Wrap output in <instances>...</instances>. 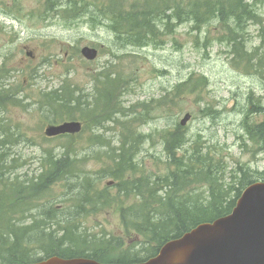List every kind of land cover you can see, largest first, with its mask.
I'll return each mask as SVG.
<instances>
[{
	"label": "rangeland",
	"instance_id": "374dc122",
	"mask_svg": "<svg viewBox=\"0 0 264 264\" xmlns=\"http://www.w3.org/2000/svg\"><path fill=\"white\" fill-rule=\"evenodd\" d=\"M132 1L125 0V6L138 16L149 8L147 0H136L134 5ZM34 2L27 0V8ZM155 2L168 7V0ZM3 3L4 0H0L1 6ZM255 3L264 17V0H255ZM174 4L188 5L189 1L174 0ZM106 17L112 18L110 12ZM148 17L153 18L150 13ZM85 18L75 19L74 11L64 12L58 18L59 25L53 26L38 13L21 15L20 22L0 15V80L6 85L13 82L8 89L1 88L2 92H12L15 98L0 104V145L4 147L0 168L5 175L0 187L2 183L7 187L0 209V224L3 213L7 215L6 219L11 217L12 223L18 220V224H22L24 215L41 200L42 207L47 202L55 205L60 219L69 218L71 215L64 209L74 211L80 199V181L90 177L93 191L108 186L110 195L115 197L107 204L103 202L105 192H102L97 209L78 219L81 225L91 234L125 238L126 247L139 249L140 237L126 232L120 209L139 202L140 197L119 195L113 186V181L118 179L112 173L116 171V161L123 150L128 154L125 160L134 163L137 169L136 173H129L130 177L145 175L152 180L168 177L174 166L170 157L167 158L156 130L168 124L175 126L190 113L192 117L184 126L190 139L187 150H193V143L198 141L197 148L221 161L218 178L222 182L242 188L248 183L244 172L258 177V173L264 171V151L260 146L250 144L245 149L241 146L244 141L243 111L251 105L249 96L253 95L255 103V98L264 96V36L261 24L248 16L238 22L243 27L240 32L244 33L245 48L253 53L243 56L242 62L248 68L235 64L234 54L230 53L232 43L220 28L218 19L203 25L201 30L193 28L192 20L175 21L174 30L170 27L168 32L171 33L160 36L157 44L152 42L143 49L133 43L120 45V49L114 51L104 48L96 60L85 61L80 51L86 43L109 38L89 20L82 22ZM158 21L163 22L161 28H166V20H157V25ZM7 27L18 28L17 35L7 32L4 29ZM232 39L241 42L242 36ZM26 41L29 47L24 51ZM29 52H33L34 57ZM191 75H205L207 86L204 88L201 82L190 83L176 93L167 107L153 110L152 99L169 93ZM63 87L74 90L72 99L76 106L68 112L74 119L83 121L84 130L76 135L45 138L44 129L52 123L53 115L55 122L64 120L57 114L62 109L52 106L46 95L54 89L61 91ZM120 107L122 112L117 116ZM101 109L107 116H103ZM68 112L64 111L63 117ZM250 113L255 121L264 118V112L257 104L252 105ZM101 133L105 137H100ZM50 152L56 157L69 155L72 173L38 189L36 182L41 181L35 179L49 170L45 154ZM189 190L205 197L209 185L201 182ZM51 204H47L44 211L49 210ZM20 207L23 212H11ZM63 226L66 225L56 224L53 228L61 235ZM9 232L6 225L4 235ZM33 235L35 247L37 238ZM38 238L44 240L41 235Z\"/></svg>",
	"mask_w": 264,
	"mask_h": 264
},
{
	"label": "trees",
	"instance_id": "16d2710c",
	"mask_svg": "<svg viewBox=\"0 0 264 264\" xmlns=\"http://www.w3.org/2000/svg\"><path fill=\"white\" fill-rule=\"evenodd\" d=\"M187 1H189L188 5L182 4L181 6L179 4L173 5L174 0H168V30L170 27H173L174 30L175 21L179 23L189 20L194 22L193 28L201 29L203 25L210 23L213 19L221 20L222 15L231 14L238 16V20L246 15L252 21L259 22L264 36V17L251 10L248 3H243L244 0ZM125 21L128 22L129 28L137 27V17L135 18L132 13H129ZM238 35L242 36V41H233L232 38ZM228 40L233 46L232 52L236 61L235 64L248 68L246 63L242 62L243 56H250L253 53L248 52L245 48L244 33L228 34ZM195 82L203 83L204 88L208 83L205 75H191L187 80L177 84L169 93L158 99H152L153 110L167 107L168 103L175 99L177 92ZM73 91L70 87H63L59 91V96V92L55 91L49 93L46 97L52 106L60 107L62 111H68L76 106L73 104ZM78 98L84 103L81 96H78ZM101 110H103V116H107L105 110ZM66 117L74 119L70 112L67 113ZM156 131L161 138L167 158L170 157V162L174 166V168H170L168 177L159 176L154 180L145 175L129 177L127 174L136 173L137 169L134 168V163L125 160L128 155H126V150L119 154V160L116 161V171L112 173V176L119 180L116 185L119 194L140 197L139 202L121 208L123 226L126 232L134 233L142 238L138 244L139 249L134 246L125 249L123 238L91 234L87 229H82L80 223L71 224L69 222L64 223L66 226L61 227V235L58 234V229H52L47 224L37 226L38 230L44 233L46 237V243L44 245L40 244L39 249L27 247V243L19 237L18 229L15 227L11 230L13 234L12 247L10 249L6 248L4 228L0 226V248L4 247L6 253L11 252V260L16 264H28L50 256L63 258L86 257L101 262H138L156 255L165 242L183 235L199 223L229 214L241 193L234 196L232 191L238 190V188L222 182L218 178L221 171L219 169L221 161H216L208 153H204L203 149L197 148L198 141L193 143V150H187L190 139L185 127L180 124L175 126L168 124ZM249 132L256 142L255 144L264 149V125L261 124L259 127L251 128ZM3 150V145H0V157L3 156ZM45 157L48 158L49 170L43 173L39 179L41 182H36L38 189L46 188L50 182L69 177L72 173V159L69 155L56 157L50 152L48 155L45 154ZM203 158H209L215 164L213 173L211 167H209L210 174L206 172L207 166ZM223 176H225V172ZM262 179H264V174H262ZM155 181L156 183L168 184V200L166 196L161 197L159 195L153 198L155 195ZM91 182L92 178L90 177L81 179L80 186H82V189L80 192L78 190L80 199L77 200L75 205L77 209L84 208L87 212L88 210L95 211L101 203L102 192H105V201L113 202L115 196H110L108 186L93 191ZM201 182H206L209 185L208 194L205 197L189 190L190 187ZM142 204L143 207H141ZM89 206H92L91 209H88ZM1 208H3V201L0 202ZM29 228L31 230L32 226H29ZM13 251H15L14 255ZM142 253L145 256H140Z\"/></svg>",
	"mask_w": 264,
	"mask_h": 264
},
{
	"label": "water",
	"instance_id": "95a60500",
	"mask_svg": "<svg viewBox=\"0 0 264 264\" xmlns=\"http://www.w3.org/2000/svg\"><path fill=\"white\" fill-rule=\"evenodd\" d=\"M82 54L94 60L98 52L85 47ZM191 117L186 113L180 124L185 126ZM81 129L79 121H68L49 126L46 134H74ZM32 264H264V180L247 186L230 214L198 224L167 241L155 256L142 262L112 263L86 257L51 256Z\"/></svg>",
	"mask_w": 264,
	"mask_h": 264
},
{
	"label": "flooded vegetation",
	"instance_id": "af4514ba",
	"mask_svg": "<svg viewBox=\"0 0 264 264\" xmlns=\"http://www.w3.org/2000/svg\"><path fill=\"white\" fill-rule=\"evenodd\" d=\"M26 1L27 0H4L2 6L0 5V15L6 19H16L18 22H20L19 20L21 15L34 16L35 13H38L42 14L43 18H46L53 26H58V18L61 17L62 13L74 11L75 19H82L86 16L90 22L94 21L97 29L104 31L106 35L109 36V38L106 40H95L96 43L88 42L85 45L96 47L98 51L104 48L114 51L120 49V45L123 46L128 44L123 37L126 23L125 19L128 18L130 11V9L125 6V0H32L35 2L33 6H29V9L27 8ZM134 2L137 3L136 0H133L132 4H135ZM108 12H110L112 18L106 17ZM157 16L159 15H154L152 25L153 27H158V25L162 27V21H158L157 25V19L161 18L162 15L156 18ZM104 28H108L110 30ZM4 29H6L7 32L10 31V33L14 34L15 36L17 35L15 31H17L18 28L16 27H7ZM79 35L81 34H78L77 36ZM152 42H154L153 39H146V44L143 46L145 48L149 47L151 45L150 43ZM42 44H44V40H42ZM28 47L29 44L26 41V44L23 45V50L25 51L24 48ZM28 54L34 57L33 52H29ZM22 62L25 61L22 60ZM12 85L13 82L11 81L9 85H6L5 82L2 83L0 80V100L1 97H4L6 100L12 98V92H2L1 88L6 87L8 89V87ZM0 104H3V102H0Z\"/></svg>",
	"mask_w": 264,
	"mask_h": 264
},
{
	"label": "bare ground",
	"instance_id": "6f19581e",
	"mask_svg": "<svg viewBox=\"0 0 264 264\" xmlns=\"http://www.w3.org/2000/svg\"><path fill=\"white\" fill-rule=\"evenodd\" d=\"M244 4L245 3H248L249 4V8L251 10H253L255 13H259V11L257 10L256 8V3H255V0H244L243 2ZM246 16V15H245ZM242 19V18H241ZM240 20H238V16L236 15H231V14H224L221 16V20L218 19V24L220 25V28L226 33V34H236V33H239L243 27H241L239 25V22ZM202 29V28H201ZM201 29H197V30H201ZM171 32H168V28H161V27H147V26H142V27H135V28H132L130 29L129 31H125L123 33V37L125 39V41L127 40H134V41H141V40H144V39H149V38H156V37H159V36H162V35H167ZM124 42V41H123ZM122 42V43H123ZM253 95H250L249 96V101L251 103L250 107L245 109L243 111V122H242V130L244 131V135L242 136L243 138V142L241 143V146L243 149L247 148L250 144H255L256 142L253 140L252 138V135L250 134L249 132V129L251 128H255V127H259L261 124L264 125V118L259 120V121H255L253 119H251V113H250V109L252 107L253 104H257L260 108H261V112H264V106H262V103H263V99H264V96L263 97H259L258 98H255L256 100V103L253 102ZM118 110H116L115 114H117ZM122 112V107H120V110L118 112V115L119 116ZM105 131V130H104ZM100 137H105V134L104 133H101V136ZM195 149V147H194ZM204 159V163L205 165L207 166L206 167V172L208 174H210V170H209V167H211V171L212 173L215 171V164L209 159V158H203ZM244 176L248 177V183L240 188V187H237V186H234V184H231L233 187H236L238 188V190H233L232 191V194L235 196L237 193H242L243 190L255 179L257 178V175L256 174H251L249 172H244L243 173ZM262 174H264L263 172L262 173H258V177L262 176ZM154 193L155 195L153 196L156 197V195H159L161 197H165L166 196V199L168 200V184H163V183H156V181L154 182ZM143 207V204L142 206ZM89 211V210H88ZM61 212H63V210H61ZM64 212L68 215H71L69 218L67 219H60L59 216H58V212L57 211H54L52 212V216H53V220L56 224H64L66 222H69L71 224H75V223H80L81 220H78V219H82L84 216L87 215V210L86 209H77L76 206H74V211H72V208L70 209H64ZM139 214V213H137ZM15 254V251H13V255Z\"/></svg>",
	"mask_w": 264,
	"mask_h": 264
}]
</instances>
